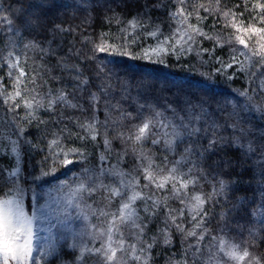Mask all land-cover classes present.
<instances>
[{
  "label": "snow or ice",
  "instance_id": "1",
  "mask_svg": "<svg viewBox=\"0 0 264 264\" xmlns=\"http://www.w3.org/2000/svg\"><path fill=\"white\" fill-rule=\"evenodd\" d=\"M123 6L128 7L126 3ZM59 7L57 0H14L0 7V33L8 37L22 32L32 35L22 45L23 53L18 40L9 39L0 48V111L4 112L0 155L16 160V167L7 173L11 183L0 186V264H43L44 256L55 252L54 246L50 250L37 248L34 224L39 217L25 211L26 188L19 182L22 147L44 153L38 162L39 174L33 177L40 180L86 161L89 145L99 148L101 142L104 151L99 167L74 173L71 185L61 182L69 205L87 222L80 239L70 246L78 254L67 264H80L85 258L92 264H150L159 238L163 237L164 245H171L174 236L180 237L182 258L170 264H264V254L254 251L257 242H264V130H257L252 122L253 117L264 121V0H254L251 7L249 0H244V12L240 13L235 11L239 5L221 7V0H215L214 8L198 0H169L167 4L145 0L138 5L142 10L130 19L118 11L120 4L106 5L104 22L108 27L85 35L81 41L89 47L85 61L94 65V75L85 76L79 63L69 65L63 57L56 64L73 74L78 89L87 90L83 103L72 102L65 90H44L49 82L45 77L57 81L61 77L51 75L47 58L57 53L36 39L37 30H48L54 36L74 31L47 19ZM161 9L166 19H153L152 12ZM245 13L251 14L247 23ZM210 16L224 20L223 27L230 28L231 34L205 32ZM204 41H211L212 47L205 48ZM225 47L230 52L227 58L215 55ZM193 53L202 67L208 66L207 72L199 73L205 83L216 78L232 81L243 74L247 87L234 90L238 98L222 101L194 94L187 99H169L143 76L114 71L128 60L155 66L174 63L192 70L181 61ZM66 56H71V50ZM76 58L79 60V54ZM121 75L126 79H120ZM58 107L80 111L85 118L66 121L62 112L57 113ZM100 111L103 121L99 120ZM42 113L56 123H72L75 130L65 127L47 139V125L52 121L42 119ZM33 127L38 133L35 143ZM149 142L151 147H147ZM117 143L118 150L114 148ZM157 150L164 155H158ZM229 150H239L241 158H229ZM113 152L114 164L110 163ZM257 153L252 167L259 169L261 202L251 215L262 218L261 226L249 229L251 242L237 241L229 234L228 212L219 214L216 229L208 225L215 207L227 202L234 186L243 183L226 178L230 170L239 168L242 173ZM128 157L133 161L131 169L124 166ZM93 197L98 199L84 203ZM243 203L237 198L232 210L239 211ZM91 217L100 223L92 224ZM157 221L163 227L158 226L157 235L149 242L150 225ZM38 250L43 255L37 256Z\"/></svg>",
  "mask_w": 264,
  "mask_h": 264
},
{
  "label": "trees",
  "instance_id": "2",
  "mask_svg": "<svg viewBox=\"0 0 264 264\" xmlns=\"http://www.w3.org/2000/svg\"><path fill=\"white\" fill-rule=\"evenodd\" d=\"M145 0H57V3L61 7L57 8L53 13L49 14L47 18L50 22L56 24H62L65 28L71 27L74 31L71 34H56L55 36L48 30H37L38 34L36 39L43 42L44 47H50L56 50V55L54 57L47 58V64L53 69L52 76L61 77V81H57L50 77H45L48 79V85L45 87V91L51 88L54 92L65 90L69 94V99L74 103H83L87 100V90L78 89L76 87L75 81L71 78L72 73L67 70L56 67L57 61L63 57L69 65H75L77 63L85 70V76L94 75V65H91L85 61V57L90 55L89 47L83 45L81 41L85 35L98 33L102 29H106L108 25L104 22V15L106 12V5L115 7L118 3L121 5L118 11L123 12L126 18H131L132 15L136 14L137 11L142 10L138 5H143ZM157 0H149V3H156ZM163 3L167 4L169 0H162ZM199 3L205 6L215 7V0H198ZM254 0H249V7ZM14 3V0H0V7H6L8 4ZM128 7H124V4ZM239 5L235 9L237 13L244 12V0H221V7H227L229 9L234 6ZM204 15L205 13H201ZM250 13H245L243 19L245 23L250 19ZM153 19L159 18V20H165V12L163 9L152 12ZM239 19V16H238ZM195 23V20L192 21ZM216 27H213V24ZM225 21L219 20L215 21L212 16L208 18L204 25V31L209 34H216L218 32L223 33L225 36L230 35L232 30L230 28H224ZM259 26V25H258ZM114 30V29H113ZM9 39L18 40L20 47V52L23 53L22 45L27 43L32 39V35L27 32H22L19 36L8 37L3 33H0V48H3ZM205 48H211V41H204ZM71 50V56H66ZM28 56H32L33 53L29 51ZM77 54H79V60H77ZM215 55L227 58L230 55L229 48L225 47L223 49H217ZM208 57L205 55L204 57ZM23 59V56H22ZM39 62V61H37ZM187 62L191 66L192 70L185 67H180L174 63L170 66H155L151 64H144L136 61H125V63L114 69L116 72L128 73L129 76L135 75L137 78L143 76L147 82H154L156 84V92L161 96H167L169 99H174L179 96L181 99L190 98L191 95H195L204 99L209 96H215L217 100H223L225 97L228 99L238 98L235 95L234 90H243L247 87V83L243 74H239L236 79L232 81H227L222 78H216V80L204 82V77L199 75L200 72H207L208 66H201L199 64L198 58L195 53L191 54L190 57L185 58L181 61V64ZM31 64V60L29 61ZM108 67H112L109 65ZM2 74V73H1ZM120 79H126L125 76L121 75ZM93 83H95L93 81ZM171 91H160L167 90ZM95 91V88L89 89ZM135 95V93H133ZM151 98L149 103H151ZM88 107L87 104L84 105ZM215 107V103H213ZM63 113L66 121L69 119L80 118L83 120L85 118L84 114L80 111L73 110L71 108H57V113ZM42 119L50 120L47 125V132L49 135L47 139H52L51 133L59 132L61 129L67 127L69 130H75L72 123H56L54 118H51L47 113L41 114ZM104 113L100 111L99 120H104ZM4 119V112L0 111V120ZM252 122L257 128V130H264V121L253 117ZM38 133L35 127L31 129V139L36 142ZM78 146V143H77ZM147 147H151L150 142ZM182 147V146H181ZM115 149H119V143L114 145ZM104 151L103 145L99 148H93L89 145L88 156L89 158L76 164L74 166H69L68 168H61L56 174L49 177H42L40 180H34L33 177L38 175L40 171L39 161H41L44 153L34 152L30 147L23 146L21 149V158L19 163V182L25 186L26 192H31L34 188H39L41 185H46L52 183L56 179H66L73 184V174L79 173L82 168H97L101 164L99 160L100 154ZM157 154L162 156L164 153L157 150ZM113 158L110 163L114 164L115 152H113ZM227 156L233 160H239L241 158V152L239 150H229ZM259 156L257 153L255 156L248 161L245 170L241 173L239 168L230 170L229 176L226 178L238 179L243 181V183H237L234 186V190L227 202H222L214 209V215L211 218V222L208 225L210 229H216L217 224L220 222L219 214L223 212H228L229 215V228L230 236L235 238L237 241H248L251 242L249 237V229L259 228L261 226L262 218L257 216L253 217L251 212L257 207L261 202V191L262 189L257 184L259 169L252 167V161L256 160ZM212 159H216L213 157ZM126 168L131 169L133 167V161L131 157H128L125 165ZM16 167V160L14 157H9L7 155H0V169L5 170L0 172V186L5 184H10L12 178L7 175L13 168ZM47 169V166H45ZM208 189L205 188V191ZM237 198H241L244 203L240 206L239 211L232 210L233 205L237 203ZM98 199L93 197L92 199H86L84 203H93V200ZM174 207L176 205H173ZM209 210H212V206L208 205ZM76 209V208H74ZM77 210V209H76ZM92 224H99L100 222L95 218L91 217ZM80 220V223L86 227L87 222ZM163 227L158 221L150 225V230L148 231L147 238L157 235V228ZM242 230L243 235H240ZM218 231V230H217ZM160 242L154 247L151 252V262L150 264H170L180 260L182 258V246L179 236H174L173 243L171 245L163 244V237L159 238ZM206 245L209 243L208 240L204 242ZM258 254H264V242H257L256 248L254 249ZM55 262V259L49 261V264ZM81 264V263H80Z\"/></svg>",
  "mask_w": 264,
  "mask_h": 264
},
{
  "label": "rangeland",
  "instance_id": "3",
  "mask_svg": "<svg viewBox=\"0 0 264 264\" xmlns=\"http://www.w3.org/2000/svg\"><path fill=\"white\" fill-rule=\"evenodd\" d=\"M62 181L72 184L66 179H56L50 184L34 188L31 192H25L24 195L25 211L29 215L36 212L39 217L34 224V230L39 238L37 248L50 250L52 246L55 247L54 253L44 256L43 264H49L51 259H55L52 264H67L74 261L78 251L70 246L80 239V233L85 229L82 225L84 220L77 216L74 205L68 203L67 189L61 190ZM36 255L41 256L43 252L38 250ZM80 263L92 264V261L85 258V261Z\"/></svg>",
  "mask_w": 264,
  "mask_h": 264
}]
</instances>
